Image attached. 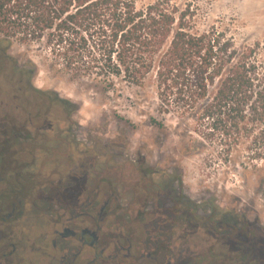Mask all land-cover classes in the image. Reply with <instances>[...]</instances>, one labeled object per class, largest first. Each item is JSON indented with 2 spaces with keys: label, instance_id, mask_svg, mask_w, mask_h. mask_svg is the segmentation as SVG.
Wrapping results in <instances>:
<instances>
[{
  "label": "rangeland",
  "instance_id": "374dc122",
  "mask_svg": "<svg viewBox=\"0 0 264 264\" xmlns=\"http://www.w3.org/2000/svg\"><path fill=\"white\" fill-rule=\"evenodd\" d=\"M133 1L142 8L157 0ZM173 2L196 11L199 29L226 31L237 46L260 44L264 55V0ZM3 39L0 34V103L14 88L31 85L46 92L38 104L52 106L47 127L52 137L62 130V136L74 143L72 153H81L84 185L101 174L118 180L129 170L128 178L138 180L137 172L142 171L144 182L160 191L163 212H169L174 224L189 225L198 245L192 247L193 254L208 248L217 253L205 260L180 253L178 264H264V240L252 241L245 232L247 224L260 222L264 227V187L259 192L255 187L263 174L252 169L261 163L249 160L244 147L227 157L224 142L207 123L195 112L183 115L176 107L163 106L150 83L143 90L116 80L118 90L112 91L110 79L69 73L51 59L45 46H24L16 37L11 43ZM34 67L38 71L28 79L27 71ZM22 99L27 104L26 97ZM58 99L71 102L76 111L71 107L68 112ZM52 100L56 101L51 104ZM119 192L127 210L132 194L122 187ZM169 227L162 226L163 232ZM234 246L242 255H223L222 250ZM165 247L162 260L169 255Z\"/></svg>",
  "mask_w": 264,
  "mask_h": 264
},
{
  "label": "trees",
  "instance_id": "16d2710c",
  "mask_svg": "<svg viewBox=\"0 0 264 264\" xmlns=\"http://www.w3.org/2000/svg\"><path fill=\"white\" fill-rule=\"evenodd\" d=\"M196 11L173 0L138 8L133 0H0L2 42L45 46L74 76L116 80L130 88H155L163 106L195 112L234 157L244 147L264 187V55L260 44L237 46L226 31L201 30ZM7 56V51H4ZM34 67L28 79L37 73ZM35 92L43 93L33 86ZM57 97V96H56ZM56 100H52L53 104ZM65 110L76 111L58 99ZM160 126H162L160 124ZM246 235L264 240L260 222Z\"/></svg>",
  "mask_w": 264,
  "mask_h": 264
},
{
  "label": "flooded vegetation",
  "instance_id": "af4514ba",
  "mask_svg": "<svg viewBox=\"0 0 264 264\" xmlns=\"http://www.w3.org/2000/svg\"><path fill=\"white\" fill-rule=\"evenodd\" d=\"M11 92L0 103V264H178L180 253L217 255L209 248L193 254L189 225L163 212L144 172L138 180L128 178L130 170L118 180L101 174L84 185L81 153H72L62 130L52 137L47 127L52 106L38 104L46 92ZM121 187L132 194L127 210ZM222 251L242 255L236 246Z\"/></svg>",
  "mask_w": 264,
  "mask_h": 264
}]
</instances>
